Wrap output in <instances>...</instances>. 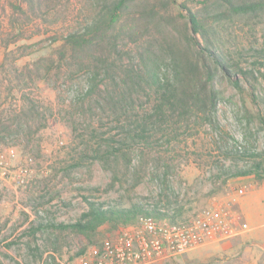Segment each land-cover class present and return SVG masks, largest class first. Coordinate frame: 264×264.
I'll return each mask as SVG.
<instances>
[{"label":"rangeland","instance_id":"374dc122","mask_svg":"<svg viewBox=\"0 0 264 264\" xmlns=\"http://www.w3.org/2000/svg\"><path fill=\"white\" fill-rule=\"evenodd\" d=\"M110 1L0 0V150H14L7 170L26 168L28 181L23 188L0 181V264H61L87 253L91 239L52 228L31 232L38 222L74 223L86 201L140 204L147 212L173 205L178 219L221 203L247 231L158 264H264V199L247 205L250 191L264 193V66H253L255 51L264 49V18L236 21L223 33L221 47L232 65L213 81L221 93L215 113L192 109L183 119L156 123V95L149 89L123 95L120 70L138 63L145 42L156 51L162 26L139 27L140 42L123 37L119 52L109 56L106 44L90 56L64 47V38ZM173 1L169 12L176 15L186 14L182 3L194 11L201 0ZM91 56L118 67L114 81ZM166 64L161 71L169 77ZM235 64L252 69V77L235 73ZM143 122L149 138L134 139ZM243 151L261 153V168L232 176L252 168L251 160L240 158ZM239 188L246 189L243 196ZM133 226L136 220L115 230L102 226L96 238L113 239Z\"/></svg>","mask_w":264,"mask_h":264},{"label":"trees","instance_id":"16d2710c","mask_svg":"<svg viewBox=\"0 0 264 264\" xmlns=\"http://www.w3.org/2000/svg\"><path fill=\"white\" fill-rule=\"evenodd\" d=\"M173 4V0L105 2L80 30L64 38V47L73 55H89L93 48L106 44L109 56L111 52H119L117 42L123 37L140 42L141 36L135 33L139 27L160 30L162 26L164 29L161 39L156 40V51L153 50V44L145 42L146 46L141 45L138 51V63L120 70L123 74L121 82L127 85L123 95L138 89H149L156 95L154 113L151 115L156 123L165 122L166 117L183 119L190 115L192 109L209 112L211 115L215 113L221 93L214 89L213 81L219 69L228 71L232 65L230 54L221 47L223 33L236 21L264 18V0H201L194 11L182 3L180 8L186 14L176 15L169 12ZM162 22L164 25H161ZM255 53L253 66L259 70V67L264 66L259 60L264 59V49ZM90 58L99 62L105 76L114 81L115 69L118 68L114 63H107V58L104 57ZM164 64L167 65L169 77L161 71ZM234 66L235 73L244 78L252 77V69L246 71L238 68L236 64ZM98 71L95 76L99 75ZM230 83L239 93L242 92L239 81L233 80ZM261 100L260 103L264 105V95ZM259 120L264 123V119L259 117ZM139 126L132 137L146 140L149 138L146 123H140ZM225 153L232 154L229 151ZM234 153L238 154V151L235 150ZM240 154L241 159L251 160L253 169H239L232 176H250L261 168V153L243 151ZM86 202L87 210L74 223L38 222L35 227H31L32 234L50 228L68 231L91 239L95 246L101 247V240L96 238L99 228L108 226L109 230H115L119 226L130 225L139 216L154 214L158 209L153 208L152 213L147 212L140 204L119 208L105 207L104 203Z\"/></svg>","mask_w":264,"mask_h":264},{"label":"built area","instance_id":"2783aa9c","mask_svg":"<svg viewBox=\"0 0 264 264\" xmlns=\"http://www.w3.org/2000/svg\"><path fill=\"white\" fill-rule=\"evenodd\" d=\"M13 155V149L0 150V181L9 179L23 188L27 169L7 170V157ZM245 193V188L236 190L237 196ZM157 212L137 217L136 226L121 229L113 239L101 241V247L94 245L61 264H158L248 230L247 224H236L232 212L217 202L183 219H178L173 205Z\"/></svg>","mask_w":264,"mask_h":264},{"label":"crops","instance_id":"0c3cea01","mask_svg":"<svg viewBox=\"0 0 264 264\" xmlns=\"http://www.w3.org/2000/svg\"><path fill=\"white\" fill-rule=\"evenodd\" d=\"M250 193L252 194V197L249 200H247V203H248L247 205H249V206H252L253 203H255L256 201H262L261 198L264 199V197H263L264 193H262V192H257L256 190H252V191H250ZM242 205L243 204H242V200H241L239 203L240 210H241ZM257 214H259V212Z\"/></svg>","mask_w":264,"mask_h":264}]
</instances>
